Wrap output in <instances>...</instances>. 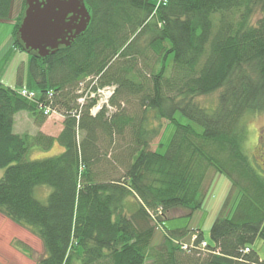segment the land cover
<instances>
[{"label": "trees", "instance_id": "trees-1", "mask_svg": "<svg viewBox=\"0 0 264 264\" xmlns=\"http://www.w3.org/2000/svg\"><path fill=\"white\" fill-rule=\"evenodd\" d=\"M83 2L90 21L70 46L44 58L29 55L37 91L22 89L34 101L0 82V215L39 239L44 254L35 264H145L147 257L149 264H264L252 248L256 239L264 245V179L245 154L242 123L247 113L264 112V0ZM24 7L12 34L20 51ZM10 8L11 0H0V20ZM87 78L94 90L113 88L110 115L103 107L92 116L94 100L79 106ZM216 92L211 110L197 100ZM38 104L62 116L57 137L13 132L19 112L38 125L46 120ZM176 113L201 132L179 123ZM151 120L159 124L150 127ZM162 120L174 133L151 150ZM113 140L122 144L118 152L102 153ZM56 144L58 155L28 159L32 148ZM208 169L230 180L228 196L238 191L233 214L221 211L199 253L171 243L183 241L186 230L152 247L150 213L161 210L155 223L162 228L173 211L190 216L209 187ZM40 186L51 189L45 203L34 196ZM129 198L136 204L127 212Z\"/></svg>", "mask_w": 264, "mask_h": 264}, {"label": "rangeland", "instance_id": "rangeland-1", "mask_svg": "<svg viewBox=\"0 0 264 264\" xmlns=\"http://www.w3.org/2000/svg\"><path fill=\"white\" fill-rule=\"evenodd\" d=\"M23 2L24 0H11V8L8 18L0 20V51H8V54L4 55L2 52L0 55V57L4 55L3 58L0 59V82L16 91L22 88L37 91L29 73V55L24 51L14 48L12 44L14 39L12 34L15 18L17 19L19 16ZM84 81H81L79 84V92H83L81 90L82 87H89L92 84L90 79L86 83H84ZM197 100L207 110H211L217 104V92L208 96L198 97ZM126 110H130V108H126ZM111 112L112 108L107 109L106 111L107 115H110ZM23 115H27V113L19 112L15 116L16 124L13 131L21 135H35L37 132L43 133L39 129L37 130V127H40L46 120L50 121L46 126L48 131L51 132V134H56L58 133L60 123L63 121L62 116L59 115L57 111L54 114L45 116L46 120L40 125H38L31 117L36 126L35 129V127L30 124L31 122H27V120L24 119ZM175 119L183 125H190L196 132H201V127L199 125L190 121L180 113H176ZM54 122L58 125V127H53L55 126ZM51 123H53V126ZM160 123L162 125V131L159 136L152 140L150 145L151 150L156 149L159 143H162L164 146L167 145L174 133V126L172 124H169L165 120H162ZM242 123L246 126V136L243 142L245 154L257 177L263 180L264 155L261 148L264 146V137H261V130L264 129V112L256 114L247 113L243 117ZM158 124L159 123L157 121H150V127L157 126ZM43 134L46 135L45 133ZM82 137L83 134L80 132L78 134V139L81 140ZM117 145L120 147L122 144L113 140L112 144L107 148H102L101 152L103 153L106 151L108 154L114 155L118 152ZM60 152L61 149L57 144L53 145L50 150H40L35 147L30 150L28 159L41 160L58 155ZM162 152L163 151H161V153ZM212 174V171L208 169V176H211ZM2 175L3 170H0V178ZM230 187L231 182L225 175H212L209 187L206 189L205 196L202 200L201 207L194 210L190 216H185L184 213L179 210L171 212L168 218L163 222V228H157V226H154L155 231L151 237V246H160L163 242L164 236L175 230H186L189 232V235L201 232L203 240L206 243H211L209 230L212 223L220 215L221 211L223 212V216H231L235 210L237 201L239 200L238 191L236 193L233 191L228 196ZM50 191L51 189L46 186L36 187L34 196L40 202L45 203L46 197ZM227 196L228 200L227 203H225ZM127 204L128 212V210L130 208L132 209L136 203L133 198H129ZM188 234L185 238H183V241H188ZM21 246L28 247L30 252H22ZM252 248L259 257H263L264 245L260 239L255 240ZM43 254L41 243L36 236L30 233L27 229L12 223L10 220L0 215V264H35V262L43 256ZM149 263L150 259L147 257L145 264Z\"/></svg>", "mask_w": 264, "mask_h": 264}, {"label": "water", "instance_id": "water-1", "mask_svg": "<svg viewBox=\"0 0 264 264\" xmlns=\"http://www.w3.org/2000/svg\"><path fill=\"white\" fill-rule=\"evenodd\" d=\"M16 40L25 53L44 58L68 47L90 21L83 0H24Z\"/></svg>", "mask_w": 264, "mask_h": 264}, {"label": "built area", "instance_id": "built-area-1", "mask_svg": "<svg viewBox=\"0 0 264 264\" xmlns=\"http://www.w3.org/2000/svg\"><path fill=\"white\" fill-rule=\"evenodd\" d=\"M88 78L84 81V83L88 82ZM96 87L95 81H92V84L89 87H82L83 92H79L80 94L83 93L84 96H80V98L77 100L80 107H82L85 104V100L92 101L94 100V105L90 109V113L92 116H94L101 108L110 109L109 106V99L113 94V88L111 87H103V88H96L94 90L93 88ZM19 95L23 98H26L28 100H35L36 96L33 92L27 91L26 89L19 90ZM38 109H40L45 116H49L51 114L56 113L55 110L51 109L48 105H41L38 104ZM156 215H161V210H157L156 213H150V217L153 218L155 221ZM196 234H190L188 241H182L174 239L172 240V243L175 245H179L180 249L182 251H185L187 253L190 252H200L204 250L207 246V243L204 240L198 241V237ZM248 249H246V252Z\"/></svg>", "mask_w": 264, "mask_h": 264}, {"label": "crops", "instance_id": "crops-1", "mask_svg": "<svg viewBox=\"0 0 264 264\" xmlns=\"http://www.w3.org/2000/svg\"><path fill=\"white\" fill-rule=\"evenodd\" d=\"M16 19V18H15ZM2 52H3V54L4 55H6V53H8V51L6 50L5 52H4V50H1L0 51V55L2 54ZM4 55H2V57H0V59H2L3 58V56ZM2 83V82H1ZM18 114V113H17ZM16 114V115H17ZM15 115V116H16ZM14 116V122H13V131H14V127H15V124H16V117ZM23 117H24V119L25 120H27V122H31L30 124H32V126L33 127H35V129H36V126H35V124H34V121H32V118H31V116L27 113V115H23ZM49 122L50 121H45L40 127H37V130L39 129L40 131H42L43 133H45L47 136H51V137H57L58 136V134L61 132V130H62V123H60V126L58 127V125L55 123L54 125L55 126H53V123H51L52 124V126L54 127V128H56V127H58V133H56V134H51V132H49L48 131V129L46 128V126L49 124ZM28 124V123H27ZM36 130V131H37ZM15 134H18V133H16V132H14ZM19 135H21V134H19Z\"/></svg>", "mask_w": 264, "mask_h": 264}, {"label": "flooded vegetation", "instance_id": "flooded-vegetation-1", "mask_svg": "<svg viewBox=\"0 0 264 264\" xmlns=\"http://www.w3.org/2000/svg\"><path fill=\"white\" fill-rule=\"evenodd\" d=\"M261 137L263 138L264 137V129H262L261 130ZM260 147V146H259ZM258 147V148H259ZM261 148V147H260ZM261 151H262V153H263V155H264V146L261 148ZM264 158V157H263Z\"/></svg>", "mask_w": 264, "mask_h": 264}, {"label": "bare ground", "instance_id": "bare-ground-1", "mask_svg": "<svg viewBox=\"0 0 264 264\" xmlns=\"http://www.w3.org/2000/svg\"><path fill=\"white\" fill-rule=\"evenodd\" d=\"M181 252H185V251H182V250H181ZM197 252H198V251H197ZM197 252H193V253H197ZM185 253H187V252H185ZM198 253H199V252H198Z\"/></svg>", "mask_w": 264, "mask_h": 264}]
</instances>
